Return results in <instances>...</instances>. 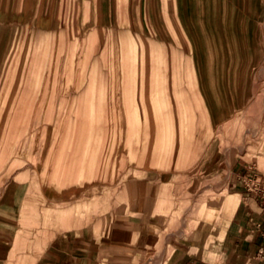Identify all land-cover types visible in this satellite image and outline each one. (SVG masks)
Listing matches in <instances>:
<instances>
[{"label":"rangeland","instance_id":"1","mask_svg":"<svg viewBox=\"0 0 264 264\" xmlns=\"http://www.w3.org/2000/svg\"><path fill=\"white\" fill-rule=\"evenodd\" d=\"M130 2L0 0L15 6L0 10V187L20 181L21 245L47 216L54 226L141 211L166 242L147 264H162L214 219L238 151L264 156L246 153L264 146L253 127L264 65L243 144L234 121L206 120L185 43L162 40L152 11Z\"/></svg>","mask_w":264,"mask_h":264},{"label":"crops","instance_id":"2","mask_svg":"<svg viewBox=\"0 0 264 264\" xmlns=\"http://www.w3.org/2000/svg\"><path fill=\"white\" fill-rule=\"evenodd\" d=\"M14 7L0 5V10ZM125 8L151 10V26L158 27L162 40L185 43L190 90L205 108L206 120L216 129L234 121L244 144L250 136L244 115L259 103L255 88L264 65V0H131ZM253 122L264 138V104ZM259 148L246 153L264 155V146ZM244 155L243 146L214 219L184 245H175L162 264H264V156ZM7 185L0 187V264H147L155 249L165 247L161 233L142 227L141 211L116 209L87 224L77 217L68 225L65 216L64 223L53 226L47 216L43 226L29 225L21 245L25 200L18 179H11L5 194Z\"/></svg>","mask_w":264,"mask_h":264},{"label":"built area","instance_id":"3","mask_svg":"<svg viewBox=\"0 0 264 264\" xmlns=\"http://www.w3.org/2000/svg\"><path fill=\"white\" fill-rule=\"evenodd\" d=\"M247 185H248V188L250 189V190H252V191H254V190H256V187H255V185L253 184V183H247ZM261 197L263 198V200H264V192L262 191L261 192Z\"/></svg>","mask_w":264,"mask_h":264}]
</instances>
